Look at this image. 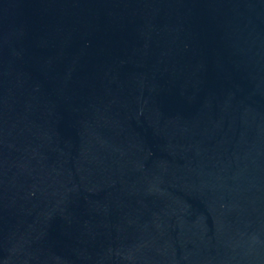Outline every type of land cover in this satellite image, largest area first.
I'll use <instances>...</instances> for the list:
<instances>
[{
  "label": "water",
  "instance_id": "obj_1",
  "mask_svg": "<svg viewBox=\"0 0 264 264\" xmlns=\"http://www.w3.org/2000/svg\"><path fill=\"white\" fill-rule=\"evenodd\" d=\"M0 264H264V0H0Z\"/></svg>",
  "mask_w": 264,
  "mask_h": 264
}]
</instances>
